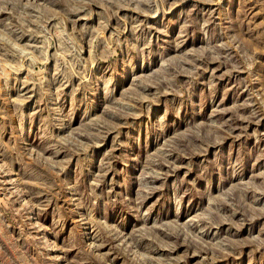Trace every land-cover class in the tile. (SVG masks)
<instances>
[{"label":"rangeland","instance_id":"obj_1","mask_svg":"<svg viewBox=\"0 0 264 264\" xmlns=\"http://www.w3.org/2000/svg\"><path fill=\"white\" fill-rule=\"evenodd\" d=\"M0 264H264V0H0Z\"/></svg>","mask_w":264,"mask_h":264}]
</instances>
